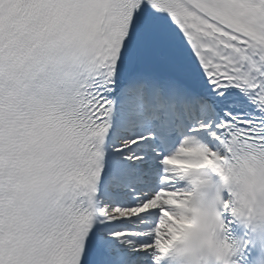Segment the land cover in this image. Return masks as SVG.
<instances>
[{"label":"snow or ice","instance_id":"1","mask_svg":"<svg viewBox=\"0 0 264 264\" xmlns=\"http://www.w3.org/2000/svg\"><path fill=\"white\" fill-rule=\"evenodd\" d=\"M258 164L264 0H0V264H166Z\"/></svg>","mask_w":264,"mask_h":264},{"label":"clouds","instance_id":"2","mask_svg":"<svg viewBox=\"0 0 264 264\" xmlns=\"http://www.w3.org/2000/svg\"><path fill=\"white\" fill-rule=\"evenodd\" d=\"M198 201L200 221L170 252L166 264H238L231 243L225 239V212L231 213L233 208L235 214L227 218L237 230L230 235H246L264 251V164L248 169L244 175L238 171L208 173L199 186Z\"/></svg>","mask_w":264,"mask_h":264}]
</instances>
